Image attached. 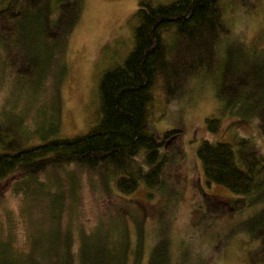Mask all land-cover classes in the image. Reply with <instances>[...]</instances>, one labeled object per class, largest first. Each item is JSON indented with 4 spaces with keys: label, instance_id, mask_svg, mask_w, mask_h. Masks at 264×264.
I'll return each mask as SVG.
<instances>
[{
    "label": "trees",
    "instance_id": "obj_1",
    "mask_svg": "<svg viewBox=\"0 0 264 264\" xmlns=\"http://www.w3.org/2000/svg\"><path fill=\"white\" fill-rule=\"evenodd\" d=\"M81 8L82 0H0V66L15 80L33 86L52 73L57 93L67 37L79 21ZM131 17V48L100 75L95 121L84 133L58 135L56 109L50 129L53 136L22 142L0 117V264L139 263L141 232L135 228L134 245L119 220L106 229L96 225L101 232L95 234L94 230L86 233L84 227L62 231V195L50 191L39 177L47 173L58 185L60 173L66 171L72 193L78 170L97 175L103 185L111 179L124 195L140 183L147 188L160 186L170 160L166 147L182 130L179 126L161 133L155 130L151 106L156 90L165 101H172L194 79L215 75V96L237 113L255 116L264 133V57L254 49L258 41L228 40L232 30L223 17L221 0H137ZM219 121L206 118L207 130L217 131ZM196 156L205 182L220 184L234 194L233 211L256 206L239 228L245 235L240 260L241 264H264V152L249 138L238 137L231 143L203 140ZM8 179L13 182L7 193L1 182ZM37 190L54 197L56 212L50 210L52 234L47 242H40L33 231H26L22 239L20 229L28 225L27 218L24 222L19 218L23 208L15 213L4 205ZM219 243L216 239L210 246L195 248L186 242L173 251L160 230L146 264H216L223 253Z\"/></svg>",
    "mask_w": 264,
    "mask_h": 264
},
{
    "label": "rangeland",
    "instance_id": "obj_2",
    "mask_svg": "<svg viewBox=\"0 0 264 264\" xmlns=\"http://www.w3.org/2000/svg\"><path fill=\"white\" fill-rule=\"evenodd\" d=\"M136 4L137 0H82L79 21L67 37L64 73L57 93L52 73L42 84L33 86L26 80H15L0 66V117L4 127L16 130L22 142H37L42 140L41 136L49 138L54 135L50 129L57 109L58 135L71 137L84 133L95 121L100 75L119 63L131 48L134 23L131 15ZM221 5L223 17L232 30L228 40L258 41L254 49L264 57V0H253L248 5L221 0ZM214 77L194 79L172 101H165L159 90L155 92L151 106L155 130L161 133L175 126L182 130L176 141L166 147L170 160L160 186L147 188L140 183L133 192L124 195L111 179L103 185L97 175L78 170L72 193L66 171L60 173L58 185L47 173L39 177L46 180L50 191L57 190L62 195L59 210L62 231L69 226L74 231L84 227L86 233L94 230L95 234L101 232L95 229L96 225L106 229L119 220L134 245L135 228L141 232L142 255L138 264H146L150 246L160 230L173 251L186 242L201 248L218 239L223 253L216 264H241V240L245 235L239 228L256 206L233 211L234 194L220 184L205 182L196 149L203 140L231 143L238 137H247L264 152V133L255 116L237 113L215 96ZM208 117L220 119L217 131L207 130ZM8 181L1 182L5 192L13 179ZM53 201L50 193L37 190L23 200L12 199L4 205L15 213L23 208V217L19 218L23 222L27 218L28 225L20 229L22 239L26 231H33L40 242H47L52 234L50 210L56 212L52 209Z\"/></svg>",
    "mask_w": 264,
    "mask_h": 264
}]
</instances>
